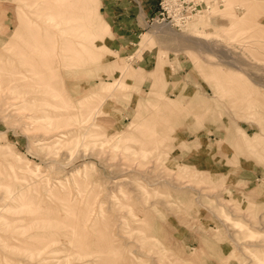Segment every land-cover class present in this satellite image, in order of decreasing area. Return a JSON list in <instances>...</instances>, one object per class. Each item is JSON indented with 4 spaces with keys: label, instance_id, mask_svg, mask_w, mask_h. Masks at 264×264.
<instances>
[{
    "label": "rangeland",
    "instance_id": "rangeland-1",
    "mask_svg": "<svg viewBox=\"0 0 264 264\" xmlns=\"http://www.w3.org/2000/svg\"><path fill=\"white\" fill-rule=\"evenodd\" d=\"M204 1L126 57L101 0H0V264H264V0Z\"/></svg>",
    "mask_w": 264,
    "mask_h": 264
},
{
    "label": "crops",
    "instance_id": "crops-1",
    "mask_svg": "<svg viewBox=\"0 0 264 264\" xmlns=\"http://www.w3.org/2000/svg\"><path fill=\"white\" fill-rule=\"evenodd\" d=\"M160 0H101L100 8L109 21L112 36L111 44L124 53L131 55L130 48L148 21L155 17L159 10Z\"/></svg>",
    "mask_w": 264,
    "mask_h": 264
},
{
    "label": "built area",
    "instance_id": "built-area-1",
    "mask_svg": "<svg viewBox=\"0 0 264 264\" xmlns=\"http://www.w3.org/2000/svg\"><path fill=\"white\" fill-rule=\"evenodd\" d=\"M218 5L223 4V0H214ZM213 3V0H210ZM159 10L155 16L170 26L179 27L186 23L192 16L207 8L208 4L204 0H160ZM151 18L147 25L153 24L154 18Z\"/></svg>",
    "mask_w": 264,
    "mask_h": 264
},
{
    "label": "bare ground",
    "instance_id": "bare-ground-1",
    "mask_svg": "<svg viewBox=\"0 0 264 264\" xmlns=\"http://www.w3.org/2000/svg\"><path fill=\"white\" fill-rule=\"evenodd\" d=\"M57 1V0H56ZM67 2V1H66ZM65 2V3H66ZM68 2H69V0H68ZM59 3V2H58ZM64 3V2H63ZM62 11V10H61ZM200 12H198L197 14H199ZM65 14V13H64ZM52 15V14H51ZM69 15V14H68ZM65 16V15H64ZM194 16H192L190 19H188L187 21H186V23L188 22V21H190L192 18H193ZM72 27H75V25L74 24H72ZM62 39V38H61ZM63 54V53H62ZM70 56V55H69ZM68 57V56H67ZM76 66V65H75ZM19 73V72H18ZM9 76V75H8ZM12 76V75H11ZM20 76V75H19ZM18 76V77H19ZM8 78V77H7ZM13 78V77H12ZM16 78V76L14 77V79ZM23 78V77H22ZM19 79V78H18ZM0 80H3V79H0ZM21 80V79H20ZM25 80V79H24ZM10 81V80H9ZM22 81V80H21ZM29 85V84H28ZM19 86V85H18ZM24 97V96H23ZM36 102V101H35ZM38 102V101H37ZM24 103V102H23ZM38 105V104H37ZM24 106H26V105H24ZM29 106V105H28ZM41 106V105H40ZM19 107V106H18ZM23 107V106H22ZM22 107H20V108H22ZM45 107V106H44ZM50 107V106H49ZM53 109V108H52ZM23 110H25V108L23 109ZM56 115V114H55ZM69 115L71 116V114L69 113ZM50 116V115H49ZM61 116V115H60ZM31 117V116H30ZM62 117V116H61ZM61 117H60V119H61ZM66 117V116H65ZM48 118H50V117H48ZM62 118H64V117H62ZM69 118V117H68ZM52 119H54V117H52ZM51 119V122L53 121ZM55 119H56V117H55ZM70 120H71V118H70ZM50 122V121H49ZM54 123V122H53ZM60 124V123H59ZM68 124V123H67ZM53 128H54V126H53ZM66 128V127H65ZM67 131V130H66ZM62 133H63V131H62ZM10 199V198H9ZM14 201V200H13ZM21 204V203H20ZM22 209V208H21ZM32 210V209H31ZM28 212V211H27ZM33 217V216H32ZM68 217V216H67ZM31 218V217H30ZM63 219V218H62ZM68 219V218H67ZM70 221V220H69ZM12 222V221H11ZM10 222V223H11ZM72 227V226H71ZM77 234V233H76ZM78 237V236H77ZM75 239H76V237H75ZM52 241V240H51ZM48 245V244H47ZM48 248V247H47ZM46 248V249H47ZM79 248V247H78ZM44 248H42V249H40V250H43ZM45 249V250H46ZM44 250V251H45ZM48 250V249H47ZM39 251V250H38ZM39 253H40V251H39ZM4 262V261H3ZM88 264V263H87Z\"/></svg>",
    "mask_w": 264,
    "mask_h": 264
}]
</instances>
